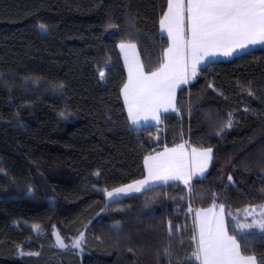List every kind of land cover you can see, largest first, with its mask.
I'll return each instance as SVG.
<instances>
[{
  "label": "trees",
  "instance_id": "trees-1",
  "mask_svg": "<svg viewBox=\"0 0 264 264\" xmlns=\"http://www.w3.org/2000/svg\"><path fill=\"white\" fill-rule=\"evenodd\" d=\"M166 10V0H0V264H200L195 211L214 203L242 253L264 264V233L237 228L245 209L264 207V47L200 68L177 113L133 129L118 45L156 71ZM183 141L211 149L204 177L107 201L144 177L146 155ZM54 232L65 244L82 235L80 251L58 249Z\"/></svg>",
  "mask_w": 264,
  "mask_h": 264
},
{
  "label": "snow or ice",
  "instance_id": "snow-or-ice-1",
  "mask_svg": "<svg viewBox=\"0 0 264 264\" xmlns=\"http://www.w3.org/2000/svg\"><path fill=\"white\" fill-rule=\"evenodd\" d=\"M166 4L167 10L162 13L159 23L162 31L167 32L171 44L163 53L164 59L159 68L146 74L135 56L129 60L126 55L128 82L123 87V95L129 117L134 123L141 112H150L154 119H158L156 114L161 107L167 111L177 84L187 83L189 61L191 75L195 76L197 65L206 56H231L249 45L264 43V0H166ZM40 27L44 29V25ZM120 47L122 50L135 49L134 44L122 43ZM59 87L62 88L63 84ZM228 126H231V119ZM184 150L185 145L179 144L171 150L165 149L163 153L146 157L147 177L135 184L107 191V197L114 200L121 194L141 192L155 181L166 183L170 179L185 178ZM210 153L211 149L204 152L192 149L193 156L201 161V173L211 158ZM196 219L199 240L192 258L200 264H257L254 255L242 253L236 235H229L223 216L215 214L213 208L197 212ZM253 227L264 233V212L258 221L240 225L241 229ZM55 236L58 247H67L59 233ZM82 239L81 235L73 241L72 247L79 248ZM165 254L171 261L173 253L166 250Z\"/></svg>",
  "mask_w": 264,
  "mask_h": 264
},
{
  "label": "crops",
  "instance_id": "crops-1",
  "mask_svg": "<svg viewBox=\"0 0 264 264\" xmlns=\"http://www.w3.org/2000/svg\"><path fill=\"white\" fill-rule=\"evenodd\" d=\"M160 31H161V34L163 36L168 38L167 32L166 31H162L161 27H160ZM168 40H169V46H170V44H171L170 39L168 38ZM121 44L118 45V50H119V53H120V56H121V59H122L123 65H124L125 73H126V80H125V83H124V85H125L128 82V63L126 62V55H127V58L129 60H131L135 56L139 60V63L141 65H142V63H141V59H140V56H139V53H138V50H137L136 46H135L134 50H132V49L122 50L121 47H120ZM124 44L129 45L128 43H124ZM259 47H264V43H256L254 45H249L244 50L235 51L231 56H224L222 54L206 56L197 65V70H199L200 68L206 66L209 63L231 59V58H233V57H235L237 55H240V54L245 53V52H247L249 50H252V49H255V48H259ZM192 81H193V79L192 80H188L187 83H178L177 84V86H176V88L174 90V93H173L171 106H168L167 111H165L164 108L161 107L159 109V111L157 112V114H156L158 116V119H154L150 112H141L138 115L137 121L135 123L129 117L128 106L125 103L124 95H123V87H124V85H123L122 90H121V95H122L123 103H124V106H125V110H126V113H127V116H128V120H129V124H130L131 128H133V129H141V128H145V127H149V126H158V125L161 124L163 115L168 114V113H177V93H178V91L181 88H183L185 86H188ZM179 144H184L185 145V150H184L185 151L184 177L188 179V182L185 183V178L170 179L166 183L162 182V181H155V182L151 183L147 188L143 189L141 192H143L144 190H146L148 188H151V187L166 185V184H170V183H181V184H183L185 186H189V185L192 184V182L194 180L200 179V178H202V177H204L206 175V173L209 170L210 164H211L212 151L210 153L211 158L209 160H207V165L204 168V171L201 173L199 171V165H200L201 161L197 157L193 156L192 149L194 147H192L189 144L188 141H183V142L178 143V144H176L175 146H172V147H164L163 149H161L159 151H156V152H153V153H150V154L146 155L145 158L148 157V156H155L157 153H163L165 151V149L171 150L173 148H176ZM207 150L208 149H197L198 152H204V151H207ZM145 158L143 160L145 175L140 180H143L148 175V171H147V168H146V165H145ZM140 180H138V181H140ZM135 182H132L130 184H135ZM130 184H127V185H130ZM127 185H124V186H121V187H118V188L126 187ZM115 189H117V188H115ZM110 191H112V190H110ZM141 192H129L127 194H121L120 196L116 197L114 200H109V198L106 195V199H107L108 202H112V201H115V200H118V199H125V198L131 197L133 195L140 194ZM211 208H213V212L215 214L223 216V219H224V222H225V226L227 228L226 215H225L224 209H223V213H221V207H211ZM204 210H207V209H204ZM199 211H201V210H196V212H195V225H196L197 243H198V240H199V227H198V220L196 219V213L199 212Z\"/></svg>",
  "mask_w": 264,
  "mask_h": 264
},
{
  "label": "rangeland",
  "instance_id": "rangeland-1",
  "mask_svg": "<svg viewBox=\"0 0 264 264\" xmlns=\"http://www.w3.org/2000/svg\"><path fill=\"white\" fill-rule=\"evenodd\" d=\"M171 42V40H170ZM198 71V70H197ZM197 74V72H196ZM188 80H194L195 76H192L191 75V69H190V61H189V69H188ZM187 80V81H188ZM195 211V210H194ZM196 212V211H195ZM264 212V207H259V208H256V207H253V208H247L245 209L241 216H240V219L238 221V224H237V228L241 231V232H244V233H248V232H261L260 229L258 227H253V228H250V229H241L240 228V225L242 224H251L253 222V220H259L261 218V213ZM55 233L57 232H54V238H55V244H56V247L58 249H61V250H65V249H75V250H78L80 251V247L79 248H74L72 247V243L73 241L70 243V244H66L67 247L65 248H60L57 246V242H56V236H55ZM262 233V232H261ZM76 240V239H75ZM74 240V241H75ZM82 241V240H81ZM81 245V243H80Z\"/></svg>",
  "mask_w": 264,
  "mask_h": 264
}]
</instances>
